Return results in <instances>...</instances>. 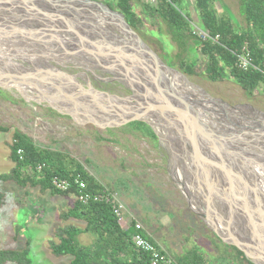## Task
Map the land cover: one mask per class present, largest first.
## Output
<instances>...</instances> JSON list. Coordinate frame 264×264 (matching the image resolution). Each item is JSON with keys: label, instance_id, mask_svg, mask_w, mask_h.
<instances>
[{"label": "rangeland", "instance_id": "obj_1", "mask_svg": "<svg viewBox=\"0 0 264 264\" xmlns=\"http://www.w3.org/2000/svg\"><path fill=\"white\" fill-rule=\"evenodd\" d=\"M92 1L102 3L111 10L115 6L114 0ZM142 1L144 4L153 2ZM40 2L49 5L47 1ZM196 3L197 0H185L182 10L184 14L190 15L194 33L202 37L205 33L201 29ZM212 5L219 17L229 15L238 29L246 28L237 0H213ZM70 7L82 9V12L73 13V18L87 23L86 28L91 26L90 23L98 21L89 14L93 11L91 8L86 7L85 10V7L78 4ZM144 23L148 29L152 27V22L146 20ZM154 24L157 31L152 30L145 34V37L137 34L166 66L184 75L181 77L199 96L192 95L189 89L185 88L191 97L200 100L199 92L202 91L207 99L214 102L205 98L202 100L203 105L210 106V114L213 117H227L235 121H225L226 132L230 134L228 136H224L220 131L222 129L219 130L214 125L215 120L220 122L223 119L212 118L213 123L210 125V121L203 117L200 120L201 126L200 122L195 120L192 121V126L196 129L199 126V134L223 147L224 152L226 147H233L234 143L239 145L238 149H230V154L235 153L234 150L240 154L233 155L238 159L235 164L241 165V162H244L246 175L255 176L258 182L264 185V135L262 140L256 143L249 134V131L255 133L257 130L264 134V84L249 94L230 77L215 82L208 80L207 61L199 54L195 41L189 40L188 52L179 60V49L175 42L164 29H160L157 23ZM28 28L35 29L37 33L41 32L35 26L29 25ZM83 31L84 36L90 34L87 30ZM43 33L46 35L51 32L43 30ZM115 33L119 34L118 31ZM32 35L39 36L35 33ZM48 35L42 38V43H36L34 38L25 41L15 38V44L0 45V85L6 88H0V127L9 129L7 132L0 131V176L11 174L15 167L10 148L13 144V134L16 130L21 131L39 148L66 153L80 163L90 177L117 195L118 200L123 203L126 211L122 215V224L130 219L141 222L146 232L162 247V252H166L174 263L185 253L197 250L207 259V263L249 264L240 260L233 246L225 243L198 215L199 209L193 202L198 201V189L203 186V182L198 180V171H202V168H197L196 165L197 152L189 159L184 139L179 135L178 129L169 128L167 134L155 129V140L138 122L116 126L118 122L103 123L95 121L96 119L76 116L88 117L92 112L84 108L78 99L75 101V94L80 101L103 112L100 105L107 110L114 109L106 104V95L86 90L92 88L117 97H129L131 92L119 81H109L114 78L120 80L122 67L116 65L110 69V73L103 71L101 65L89 66L84 60L92 58L87 54H79V41L57 40L58 36ZM92 36L99 40L112 41L111 36L100 37L96 33H92ZM41 58L48 60L49 67ZM58 60H63V64L56 62ZM75 60L80 63L76 65ZM196 60L198 63L193 66ZM182 61L185 62L183 66ZM110 63H115V60L108 61L105 58L100 64L106 66ZM189 66H193L195 74L187 73L186 68ZM35 70L41 74L32 75L34 78L28 76L36 73ZM19 75L25 79L23 82H20ZM52 85L56 87L57 94L50 89ZM64 88L70 92L63 94L60 89ZM245 140L247 142H244ZM243 146L247 148L245 152L240 150ZM214 149L217 150L215 145ZM225 168L229 169L232 175H236L233 167L227 165ZM225 178L223 186H227V194L232 198V204L245 206L248 194L242 183L238 182V185L234 186L230 177L226 180ZM237 186L242 190L239 191V196L235 193ZM0 192L6 196L4 206L0 210V252L29 249L32 264H70L72 257L55 256L51 244L60 242L56 236L59 228H86L83 221L61 218L63 212L73 207L77 201L76 196H59L50 190H43L39 185L29 184L21 187L15 182L2 180ZM252 205L251 208L258 213L257 206ZM223 206L225 210L221 207L220 210L224 214L226 206ZM239 230L242 231L241 228ZM78 240L83 246H89L95 241V236L83 234Z\"/></svg>", "mask_w": 264, "mask_h": 264}, {"label": "trees", "instance_id": "obj_2", "mask_svg": "<svg viewBox=\"0 0 264 264\" xmlns=\"http://www.w3.org/2000/svg\"><path fill=\"white\" fill-rule=\"evenodd\" d=\"M114 1L113 10L121 13L129 26L142 37L152 30L157 31L154 23H157L160 29H164L179 49L177 56L179 60H182V55L188 52L189 40L195 41L199 54L203 56L204 61H207L208 80L215 82L230 77L249 94L259 85L264 84V0H237L240 13L246 22L244 29H238L229 15L219 17L212 5L213 0H197L196 7L201 19V29L207 35L205 40L194 33L190 15L183 12L182 6L185 0H156L152 4H144L142 0ZM224 9L227 10L225 6ZM146 20L152 22L150 29L144 23ZM245 43L249 46L255 67L247 71L238 67V56L242 53ZM197 63L196 60L193 66ZM181 64L183 66L185 62L182 61ZM193 66L186 68L190 75L196 73ZM95 121L114 123L119 122V119L113 117ZM138 123L147 129L150 137L157 139L156 134L147 124ZM8 130L0 127L2 132ZM10 149L15 167L11 174L0 176L2 181L15 182L21 187L29 184L39 185L43 190H50L59 196H77L75 179L79 176L86 182L88 192L96 193L105 189L71 156L63 152L39 148L21 131L16 130L13 134V144ZM55 177L69 181L70 189L67 191L55 189L51 183ZM5 198V194L0 192V210L4 206ZM61 218L86 223L84 229L75 226L59 228L56 236L60 242L51 244L55 256L72 257L70 264H151L150 255L137 251L133 244V237L138 233L135 222L128 221L123 225L122 219L114 213L112 206L105 202L83 204L76 201L72 208L61 214ZM83 234L95 236V241L89 246H83L78 240ZM151 241L159 244L153 238ZM233 249L236 250L240 260L252 264L242 251L234 246ZM29 255V249L1 251L0 264H32ZM175 264L211 263H207V259L199 251L192 250L177 258Z\"/></svg>", "mask_w": 264, "mask_h": 264}, {"label": "water", "instance_id": "obj_3", "mask_svg": "<svg viewBox=\"0 0 264 264\" xmlns=\"http://www.w3.org/2000/svg\"><path fill=\"white\" fill-rule=\"evenodd\" d=\"M40 1H47L49 5H43ZM73 4L81 5L85 7V10L86 7L93 10L90 11L89 14L98 21L90 23L89 25L92 27H95L97 24H107L120 29L118 30L119 34H113L111 32L101 33L99 31L97 32V30L96 32L90 30L91 32L88 31L90 34L84 36L83 32L85 31L83 30L85 29H82V27L83 25H88L85 22L73 18V13L82 12V9L70 7ZM98 12H100V14ZM102 17H104V19H102ZM29 25L35 26L36 29L41 30V36L35 29H29ZM43 30L44 32L45 30L46 32L50 31L51 33L48 34H52L54 37L58 36L57 40L65 39L67 41H79L81 45L79 54L89 55L92 58L91 60H96L95 62L92 61L93 66L97 67L101 65L103 71L110 72V69L116 65L122 67L123 71H121L122 73L119 75L120 80L116 78L110 80L123 83L126 89L131 92V96L117 97L106 95L107 100H105L106 104L114 108V111H110L115 112L120 121L116 126L125 125L130 122H143L149 125L155 132L156 127L151 120L158 121L159 124L162 122L163 124H167L170 129H178L179 135L184 139L185 147L189 145L187 141L190 136H193L190 134L197 131L201 132L199 126L194 131L189 132V127H186L184 114L180 112L177 105L174 104V101L178 99V102L184 105L185 113L189 106V102L186 100L187 98L180 99L175 91L174 84L169 79L168 73L164 69L171 72L176 71L162 62L158 55L129 26L121 13L113 11L104 4L92 0H0V45L15 44V42H17L15 38L24 41L25 39L34 38L36 43L43 42L42 38L48 35H44ZM122 32L132 37L130 42L128 41V37L124 36ZM33 33L39 34V36L34 37V35H32ZM92 33H96L100 37H102L101 35L111 36L112 41L99 40L92 36ZM127 43H132L137 48H133ZM105 58L108 61L115 60V63H110L106 66L100 64L101 60ZM35 72L36 73L28 76L33 77L34 75L41 74L38 70H35ZM176 73L184 76L179 72ZM20 80V82H23L25 79L20 76ZM0 88L3 90L6 89L1 85ZM86 91H94L96 93L95 89L92 88ZM84 93L85 92H83V94ZM100 107L104 112H110L102 107V105H100ZM185 151L188 152L187 148ZM195 158L197 161V156H195ZM198 158L200 160V157ZM198 162L201 165L205 163V161L202 160ZM197 168L204 169V166H199ZM198 191V197L196 198L200 205V210L197 211V213L204 223L225 243L242 251L245 257L253 264H264V249H261V251L247 241L235 238L231 230L228 228L225 230L221 224L215 226L211 217H214L220 222L219 216L216 215L215 209H207L206 205L203 207V202L201 201L202 191L201 189H198ZM188 198L189 201H191L190 195ZM244 210L245 214L251 217V222H253L251 223L252 228H254V230L258 228L260 236L264 235V215L262 213L260 214V212L255 213L251 210V207L247 205H245ZM206 211L212 213L213 216H208ZM253 219H256V222L253 221ZM227 223H229V220H227ZM257 259L260 261L259 263L256 262Z\"/></svg>", "mask_w": 264, "mask_h": 264}, {"label": "bare ground", "instance_id": "obj_4", "mask_svg": "<svg viewBox=\"0 0 264 264\" xmlns=\"http://www.w3.org/2000/svg\"><path fill=\"white\" fill-rule=\"evenodd\" d=\"M102 19H104V17H102ZM82 29H85L87 31L89 30H94L96 32L99 31L101 33H115V31H118L120 29H117L116 27H112V26H107V25H102V24H97L95 27L90 26L89 28H86L85 26L82 27ZM119 33V32H118ZM124 36L128 37V41L130 42V40L132 39L131 36L124 34V32H122ZM117 34V33H115ZM38 43V42H37ZM42 43V42H39ZM129 44L131 47L133 48H137L134 44L132 43H127ZM41 60H43V63H45L46 66L49 67L48 65V60L41 58ZM63 60H58L56 62H59L61 64H63L62 62ZM83 61V60H82ZM86 63H88L89 66L93 65L92 61H89L87 59L84 60ZM75 64L77 65V63H80L79 60H75L74 61ZM167 73H168V77L169 79L172 81V83L174 84V88L176 93L179 95L180 99L181 98H187L186 100L189 102V106L186 109V113L184 112V105L177 101H174V104L177 105V108L179 109L180 112H182L185 116L186 119V127H189V132L194 131L196 128H194L192 126V121L195 120L197 122H200V120L204 117L205 120L210 121V125H212L211 123H213L211 121L212 118H217L219 120H222L224 117L219 118V117H213L210 114V106L208 105H203L202 100L205 98V100H208L210 102H213L210 99H207L208 97H206V95L200 91L199 95H200V100L194 97H191L188 94V91L186 89H189L190 93L194 96L199 97L197 94H195L192 91V88L188 86V84L184 81V79L181 77L180 74L176 73V72H171L168 71L166 69H164ZM184 86V87H183ZM186 88V89H185ZM50 89L52 90V92L54 94H57V89L56 87H54L53 85L50 87ZM61 91L64 92H70V90L64 88V89H60ZM61 94V93H60ZM61 94V95H63ZM74 94V93H72ZM75 101L78 99V102L84 107V108H88L91 110L92 113H90V116H79L76 115L78 117L81 118H85V119H101V120H107L113 117H117L115 112H112L110 110L114 109H110L109 113L106 112H99L97 111L93 106L88 105L87 103H84L83 101L79 100V97L77 98V95L75 94ZM63 97H65L63 95ZM67 100V99H66ZM98 100H100L98 98ZM64 103V102H63ZM214 103V102H213ZM65 106V104H63ZM70 106V105H69ZM225 112H229V110H225ZM224 114V113H223ZM201 117V118H200ZM226 117V116H225ZM216 123L214 124L216 128H218L220 131H222V134H224V136H228L230 135L228 132H226V125H225V121L226 122H235L233 119H229V118H225L223 119V121L218 122V120H215ZM151 122L154 123L156 130H160V133L162 134H167L169 133V127L165 124H163L162 122L158 121H152ZM200 126H201V122H200ZM197 131V130H196ZM246 133V132H245ZM249 134L252 137V140L254 142H260L262 140V136L264 135L262 131L257 130L255 133L253 131H249ZM193 136H190L189 140L187 141L189 143V145H186L188 154H189V159L191 158V156L193 155V151L197 152V164L199 166H204V169H202V171H198V180L203 182V186H201V191H202V199L201 201L203 202V207H205V205L207 206V209L212 210L215 209L216 215L219 216L220 222L217 221L214 217H211V220L214 221L215 226H219L220 224L224 227L225 230L230 229L231 232L233 233V235L235 236V238H240L243 239L244 241H247L249 244H252L253 246L261 249H264V235L260 236L259 234V229L258 228H252L251 226V217L247 216L245 214V206L243 205V207L240 204H237L236 206L232 204L231 202V197L229 194H227V186L226 188L223 186V180L225 177V180L228 179V177L231 178V181L233 182L234 186L238 185L237 183L240 182L242 183V185L244 186V190L247 192V201H245L247 206H253L252 204H255L257 206V211L262 213L264 215V185L260 184L258 182V180L254 177H250L247 176L246 174V170L244 165V162H241V165L235 164L236 161L238 160L236 157H234L233 155L237 154V156H240V154H238L237 150H234L235 153L230 154V149L233 150L234 148H239V145H236L234 143L233 147H226L225 152L224 150L221 148L220 145L216 144L214 141H210L206 136L203 137V135H200L199 132H195L193 134H190ZM208 140H207V139ZM232 139V137L230 138ZM235 141V140H234ZM244 142H247L246 140ZM214 145L215 148H217V150L214 149ZM218 147H217V146ZM228 148V149H227ZM197 149V151H196ZM247 148H244V146L242 147V149H240L241 151L245 152ZM213 150V151H212ZM199 151V153H198ZM254 151V150H252ZM240 152V151H239ZM225 153V154H224ZM200 157V160L205 161L204 165H201L198 161ZM196 164V165H197ZM229 165L231 167L234 168V172L236 173V175H232L229 171V169H226L225 167ZM243 173V174H242ZM243 176V177H242ZM197 179V178H196ZM226 185V184H225ZM241 185V184H239ZM207 187V189H205ZM233 189V188H231ZM237 192L238 196H239V191H242L241 188H239L237 186ZM244 192V193H246ZM234 193V195H235ZM243 193V192H242ZM232 196V195H231ZM249 196H251L249 198ZM234 197V196H232ZM253 197V198H252ZM253 199V201H251ZM239 201L242 203L241 198H239ZM195 203V205L198 207V209L200 210V205L199 203H197V201L193 202ZM223 204L226 206V211L224 212V214L222 213L223 211L220 210L224 209ZM199 205V206H198ZM252 211H254V209L251 208ZM250 210V212H251ZM207 212V211H206ZM249 212V213H250ZM255 212V211H254ZM208 213V216H213L212 213ZM229 219V225L226 224V220ZM239 221L236 222L235 221ZM210 220V219H209ZM231 221H233V223H231ZM253 221L256 222V219H253ZM239 228H241V232L239 230ZM238 230V231H237ZM253 231H256L253 232ZM240 237H239V236ZM260 238V239H258ZM262 251V250H261ZM256 262H260L258 259L256 260Z\"/></svg>", "mask_w": 264, "mask_h": 264}, {"label": "built area", "instance_id": "obj_5", "mask_svg": "<svg viewBox=\"0 0 264 264\" xmlns=\"http://www.w3.org/2000/svg\"><path fill=\"white\" fill-rule=\"evenodd\" d=\"M152 1L155 2L156 0ZM201 38L205 40L207 35L204 34ZM238 67L245 71L255 68L247 43H245L242 53L238 56ZM19 154H21V152H19ZM51 183L55 189L60 191H67L71 187V183L69 181L62 180L58 177L53 178ZM75 185L78 189V195L76 196L77 201L83 204H88L90 202H105L106 204L112 206L114 213L123 221L122 215L126 209L123 203L118 200L117 195L109 189H104L103 191L96 193L88 192L86 182L79 176L75 179ZM129 221L135 222V228L138 231V233L133 237V244L137 251L149 254L151 264H175L164 250L163 251L165 253L162 252V247L159 244H154V242L151 241L152 236L146 232L143 227L144 225L141 224V222L135 219H130Z\"/></svg>", "mask_w": 264, "mask_h": 264}, {"label": "flooded vegetation", "instance_id": "obj_6", "mask_svg": "<svg viewBox=\"0 0 264 264\" xmlns=\"http://www.w3.org/2000/svg\"><path fill=\"white\" fill-rule=\"evenodd\" d=\"M109 81H110V79H109ZM120 83V82H119ZM121 85H123L124 87H125V85L123 84V83H120ZM126 88V87H125ZM96 91V90H95ZM130 92V91H129ZM96 93H99V94H105V95H109V96H111L110 94H107V93H100V91H96Z\"/></svg>", "mask_w": 264, "mask_h": 264}]
</instances>
